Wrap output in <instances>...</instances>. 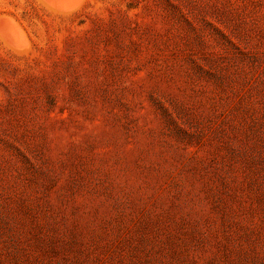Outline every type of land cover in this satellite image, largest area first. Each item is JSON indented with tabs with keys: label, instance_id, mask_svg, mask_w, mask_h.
<instances>
[{
	"label": "rangeland",
	"instance_id": "374dc122",
	"mask_svg": "<svg viewBox=\"0 0 264 264\" xmlns=\"http://www.w3.org/2000/svg\"><path fill=\"white\" fill-rule=\"evenodd\" d=\"M0 264H264V0H0Z\"/></svg>",
	"mask_w": 264,
	"mask_h": 264
}]
</instances>
